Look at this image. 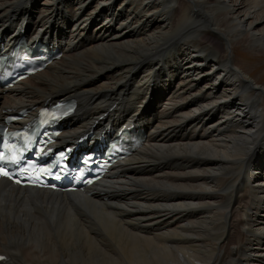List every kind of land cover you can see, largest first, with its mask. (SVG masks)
I'll use <instances>...</instances> for the list:
<instances>
[{
  "label": "bare ground",
  "instance_id": "6f19581e",
  "mask_svg": "<svg viewBox=\"0 0 264 264\" xmlns=\"http://www.w3.org/2000/svg\"><path fill=\"white\" fill-rule=\"evenodd\" d=\"M19 27L64 53L0 91V124L74 99L61 143L147 139L90 196L0 181V264H264V84L233 57L264 60V0H0Z\"/></svg>",
  "mask_w": 264,
  "mask_h": 264
},
{
  "label": "rangeland",
  "instance_id": "374dc122",
  "mask_svg": "<svg viewBox=\"0 0 264 264\" xmlns=\"http://www.w3.org/2000/svg\"><path fill=\"white\" fill-rule=\"evenodd\" d=\"M95 25L96 24H94L93 28L95 27ZM244 52L245 51H241V50L239 52L236 51V53H234V56H233L234 59L237 60L239 66L245 68V70H247L248 67L255 68V75L253 77L254 78L253 80L255 81L260 80V84L263 85L264 84V63H263L264 60L256 59L253 56L251 57L249 53L245 52L246 53L245 54Z\"/></svg>",
  "mask_w": 264,
  "mask_h": 264
},
{
  "label": "snow or ice",
  "instance_id": "6c2138e0",
  "mask_svg": "<svg viewBox=\"0 0 264 264\" xmlns=\"http://www.w3.org/2000/svg\"><path fill=\"white\" fill-rule=\"evenodd\" d=\"M0 159H4V157L2 155H0ZM14 163H19L18 160H13ZM0 176L6 177L9 180L13 179V176L9 173L8 170H6L4 167H0ZM59 178V177H57ZM15 182L17 184L21 183L20 179H16ZM4 259L3 257H0V260Z\"/></svg>",
  "mask_w": 264,
  "mask_h": 264
}]
</instances>
